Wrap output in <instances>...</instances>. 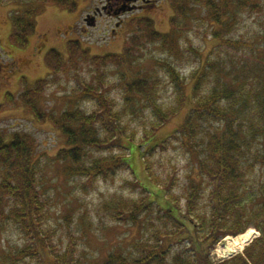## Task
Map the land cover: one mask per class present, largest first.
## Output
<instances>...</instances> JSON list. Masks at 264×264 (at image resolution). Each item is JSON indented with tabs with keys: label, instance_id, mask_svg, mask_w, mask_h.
I'll use <instances>...</instances> for the list:
<instances>
[{
	"label": "trees",
	"instance_id": "trees-1",
	"mask_svg": "<svg viewBox=\"0 0 264 264\" xmlns=\"http://www.w3.org/2000/svg\"><path fill=\"white\" fill-rule=\"evenodd\" d=\"M53 1L69 12L78 5V0ZM195 1L196 8L204 14L203 21L218 42L208 52L195 50L198 64L188 77L179 76L176 66L165 62L176 90L171 101L158 100L160 77L157 73L141 77L129 71L130 78L122 73L123 104L117 107L115 98L105 90L103 69L108 65L130 69L134 49L146 42L160 41L173 51L175 34L185 31L181 23L182 18L188 17L185 0H170L174 14L168 31L157 30L148 16L131 17L135 29L121 52L92 54L76 38L67 40L66 57L53 47L46 51L44 61L49 75L54 74V77L65 62L75 68L79 60H83L94 67L96 81L85 83L86 91H82L96 101L91 111L74 107L59 114H46L39 110L37 103L44 87L54 77L36 80L16 98L8 94L13 96L7 98L11 104L19 102L29 108L38 121L47 119L58 129L65 142L53 153V160L64 164L68 174L85 177L90 183L132 168L131 144L135 143L136 129L131 128L129 134L126 131L128 122L122 119L127 110L138 114L146 107L150 109V119L147 124L143 122V135L136 146L149 182L160 191L161 186L164 188L162 196L170 192L175 179L171 174L163 178L153 170L151 156L156 146L166 148L173 138L187 152L194 168L188 175L183 209L178 204L179 198L169 197L170 193L163 207L151 198L155 191L142 196L148 187L141 181L131 182L140 187V197L118 196L102 203V209L112 220L137 225L142 215L141 223L146 221L153 227L149 215L156 202L158 210L164 212V221L163 228H155L148 239H135L126 247L118 245L117 251H110L96 264H264V175L256 177L255 174L257 163L264 169V34L262 43L228 34L236 25L238 11L264 12V4L256 0ZM37 12L36 9L26 10L13 17L9 37L14 44H26L34 32L33 17ZM260 45L261 50L256 52ZM180 110H185V116L179 128L161 143L151 144L160 127ZM36 154L37 142L32 134L15 131L9 138L0 134V227L10 222L28 237L22 247L2 253V260L4 264H17L30 255L37 257L39 264H74L76 258L72 249L68 246L58 251L50 239L52 231L46 226L47 210L40 197ZM206 191L209 202L205 206L202 198ZM169 222L171 228H167ZM250 226L257 229L259 235L243 252L215 263L210 256L213 247L226 234L243 233ZM183 240L189 244L196 242V253L181 245ZM44 256L50 258L44 259Z\"/></svg>",
	"mask_w": 264,
	"mask_h": 264
},
{
	"label": "rangeland",
	"instance_id": "rangeland-1",
	"mask_svg": "<svg viewBox=\"0 0 264 264\" xmlns=\"http://www.w3.org/2000/svg\"><path fill=\"white\" fill-rule=\"evenodd\" d=\"M101 1L78 0L76 9L69 12L57 6L53 0H0V134L9 138L15 131H24L34 136L37 142L36 156L39 158L38 183L41 187L39 191L47 210L46 226L52 231L50 239L58 251H63L68 246L72 249L76 258L74 264L100 263L110 251H117L118 245L126 247L135 239H148L155 228H163L164 212L158 210L156 202L163 207L167 201V195L169 196L170 193L169 197L177 200L179 198L178 204L183 209L188 175L194 168V166L191 167L188 154L180 146V142L172 138L170 142H167L166 148L156 146L154 154L151 156L152 168L156 173L161 174L163 178L168 174L174 177L172 189L162 196L164 188L161 186L162 190L160 191L157 185L149 182L136 146L143 135V122L147 124L150 119V109L146 107L144 112L138 114H132L127 110L126 116L122 119L124 123L128 122L129 129L126 130L128 134L131 133V128L136 129L135 143L131 144L130 163L132 168L121 169L112 178L99 179L90 183L85 177L68 174L64 164L53 160V153L65 142L64 136L55 126L47 119L38 121L32 111L19 102L11 104L8 101V97H13L12 95L15 97L22 90L32 87L36 80L48 76L49 78L54 77V74L49 75V68L44 61V55L50 47L56 48L66 57V43L71 38L79 39L92 54L121 52L127 46L128 37L135 29L131 23V17H133L131 14H126L124 21L117 28L115 21L107 16L98 19L93 27L86 26L84 22L86 13L91 11L92 5L100 4ZM256 1L264 4V0ZM154 3L156 4L154 7H145L146 9L143 11L145 15L142 16L152 18L155 28L159 31L170 30V18L174 14L170 0H154ZM185 5L188 17L181 19L185 31L178 35L175 34L173 51L160 41L146 42L134 49L133 63L130 69L126 66L116 68L113 65H108V67H104L103 70L106 72L105 90L107 94L115 98L117 107H121L123 104L122 79L124 75L122 73H125V78H130L131 73H136L141 77L157 73L160 77L158 100L165 103L173 100L176 96L175 85L166 71L165 62H171L176 66L180 72L179 76L188 77L190 70L198 64L195 50L203 53L208 52L218 42L216 38L212 37L207 23L203 21L204 14L199 8H196V1L185 0ZM35 9L38 12L33 17L34 32L29 35L25 45L14 44L9 37L12 31L13 17H17L23 11ZM237 13L236 25L233 31L228 34H232L234 38L242 37L248 41L255 39L258 43H262L264 12L240 10ZM79 25H85L86 30L81 31ZM259 50H261V45L256 49V52ZM248 56L249 53L245 57ZM93 70L94 67L83 60H79L75 68L65 62L60 73L45 85L37 103L39 110L46 114H59L65 109L74 107L91 111L96 106V101L83 94L82 91H86L85 83L96 81ZM186 93L189 97V83ZM184 116L185 110L178 111L166 124L160 127L150 143H161L162 140L169 137L174 130L179 128ZM260 167L259 163L255 165L256 177L264 175V169ZM192 175L196 177L194 172ZM136 180L138 182H135ZM140 181L148 187L147 192L144 191L142 196H146L148 191H155L151 198L156 200L154 203L156 207L153 206L154 210L149 215L154 226H150L146 221L142 224V215L141 222L137 225L112 220L102 209V203L109 198L118 196L128 199L140 197V187L131 184V182L137 184ZM157 193L160 196H157ZM202 199V205H208L207 191ZM171 227L172 223L169 222L167 228ZM249 228H253L255 233H258L257 229L252 226L248 227L245 232ZM190 235L195 236L192 233ZM227 236L235 235L226 234L210 252L215 263L229 259L243 251L242 249L229 257H219L218 250ZM183 241L181 245L196 253V242L189 244L188 241ZM26 242H28V237L12 223H5L2 228L0 227V264H4L2 253L9 249L13 251L22 247ZM47 258L50 256H44V259ZM39 263L37 257L30 255L24 256L17 262V264Z\"/></svg>",
	"mask_w": 264,
	"mask_h": 264
},
{
	"label": "flooded vegetation",
	"instance_id": "flooded-vegetation-1",
	"mask_svg": "<svg viewBox=\"0 0 264 264\" xmlns=\"http://www.w3.org/2000/svg\"><path fill=\"white\" fill-rule=\"evenodd\" d=\"M155 5L154 0H102L100 4L96 3L92 5L91 11L87 12L86 16L93 19V26H95V22L98 21V19L107 16L115 21V26L117 28L124 21V16L126 14L141 16L144 14L143 11L146 9V6L154 7ZM86 26L79 25L78 27L82 29L81 31H85L87 28Z\"/></svg>",
	"mask_w": 264,
	"mask_h": 264
},
{
	"label": "bare ground",
	"instance_id": "bare-ground-1",
	"mask_svg": "<svg viewBox=\"0 0 264 264\" xmlns=\"http://www.w3.org/2000/svg\"><path fill=\"white\" fill-rule=\"evenodd\" d=\"M255 230L249 228L246 232L236 236H228L223 245L219 248V256L226 257L233 255L243 249V247L253 238Z\"/></svg>",
	"mask_w": 264,
	"mask_h": 264
},
{
	"label": "water",
	"instance_id": "water-1",
	"mask_svg": "<svg viewBox=\"0 0 264 264\" xmlns=\"http://www.w3.org/2000/svg\"><path fill=\"white\" fill-rule=\"evenodd\" d=\"M86 22L89 24V25H92L94 23L93 19L89 18V17H86L85 18Z\"/></svg>",
	"mask_w": 264,
	"mask_h": 264
}]
</instances>
